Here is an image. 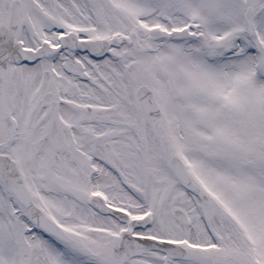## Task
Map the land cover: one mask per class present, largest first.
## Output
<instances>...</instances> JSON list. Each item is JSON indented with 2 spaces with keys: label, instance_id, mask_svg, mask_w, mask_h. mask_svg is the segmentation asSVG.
Returning <instances> with one entry per match:
<instances>
[{
  "label": "snow or ice",
  "instance_id": "1",
  "mask_svg": "<svg viewBox=\"0 0 264 264\" xmlns=\"http://www.w3.org/2000/svg\"><path fill=\"white\" fill-rule=\"evenodd\" d=\"M0 264H264V0H0Z\"/></svg>",
  "mask_w": 264,
  "mask_h": 264
}]
</instances>
